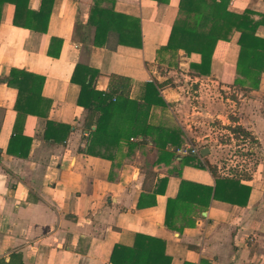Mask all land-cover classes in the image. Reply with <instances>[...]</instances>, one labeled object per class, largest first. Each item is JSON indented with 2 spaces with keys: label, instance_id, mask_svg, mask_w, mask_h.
I'll use <instances>...</instances> for the list:
<instances>
[{
  "label": "crops",
  "instance_id": "1",
  "mask_svg": "<svg viewBox=\"0 0 264 264\" xmlns=\"http://www.w3.org/2000/svg\"><path fill=\"white\" fill-rule=\"evenodd\" d=\"M109 1L101 6L139 19L141 47L115 44L112 33L107 44L93 45L94 27L86 23L93 0H53L45 32L14 25L13 4L1 7L0 264H110L114 245L131 246L136 233L163 240L170 264H264V72L256 89L234 85L237 34L216 43L206 75L190 71L198 53L178 50L176 64L168 65L170 54L158 50L168 40L178 0ZM39 5L29 0V8ZM229 8L264 14V0H230ZM256 33L264 38V25ZM51 37L61 39L56 57L47 54ZM76 63L98 70L97 90L107 91L111 76L128 78V95L137 101L145 82H157L166 104L151 106L147 122L182 130L184 141L165 147L172 159L157 161L160 149L149 135L130 136L132 149L119 141L110 159L99 156L97 113L77 104L80 87L70 80ZM11 68L42 76L40 96L50 101L45 116H18L16 131L30 141L26 157L7 152L17 91L1 78ZM214 119L224 127L242 125L257 141L249 174L216 163L210 145L198 146L210 141L213 128L201 127ZM47 121L57 124L48 136ZM189 145L206 147L203 158L219 175L235 173L250 190L244 206L213 198L204 205L192 197L183 213L176 208L172 227L165 222L167 199L180 181L215 184L207 168L180 165L178 150Z\"/></svg>",
  "mask_w": 264,
  "mask_h": 264
},
{
  "label": "trees",
  "instance_id": "2",
  "mask_svg": "<svg viewBox=\"0 0 264 264\" xmlns=\"http://www.w3.org/2000/svg\"><path fill=\"white\" fill-rule=\"evenodd\" d=\"M93 0L87 19V24L94 27L93 45L107 44V35H115V44L141 47L142 39L139 19L127 17L115 12L112 8H104L102 2ZM108 1V0H107ZM167 3L168 0H156ZM113 4V0L109 1ZM4 3L14 6L12 23L16 26L45 32L53 0H40L38 10L28 7L29 0H0V11ZM230 0H178L177 13L171 25L168 40L158 50L159 54L168 52V65L176 64V52L183 50L186 54L198 53L200 62L190 64V71L197 75L209 73L211 57L219 40L229 41L237 34L239 46L236 60L234 85L256 89L260 75L264 72V38L257 35L260 25H264V14L245 8L241 12L229 8ZM61 39L51 37L47 54L56 57L59 54ZM163 60L159 59V62ZM166 61V60H164ZM98 70L86 64L76 63L70 80L80 87L77 104L87 110L97 113L94 120L95 130L101 134V142L97 154L104 158H112V150L119 141L125 140L130 149V136L152 137L154 144L160 149L157 161L162 158L172 159L173 152L165 150L167 145L178 147L183 141L180 128L149 124L148 115L153 105L165 106V101L159 94L157 82L144 83L140 100L131 99L128 95L130 80L123 76H111L107 91L95 89V79ZM1 81L17 91L14 108L17 111L15 132L10 138L7 152L18 157H26L29 140L16 131L19 118L26 114L45 116L50 101L40 96L43 77L24 69L11 68L9 74ZM45 103V105H43ZM231 133L250 137L257 143L250 132L240 124L225 126ZM57 124L46 122L45 134H54ZM155 134V137H153ZM25 140L27 141L25 144ZM24 145L25 148L18 151ZM180 165H193L207 168L215 178L213 187H207L180 181L179 190L174 198L167 199L165 222L175 227L173 218L176 208L183 213L185 203L192 197H200L207 205L210 198L244 206L247 202L250 187L241 184L238 175L221 176L217 167L203 156L184 155ZM237 175V176H236ZM165 182V179L161 180ZM140 205V203H138ZM137 204V205H138ZM176 210V211H175ZM171 258L164 251V241L147 235L136 233L131 246L115 244L110 264H170Z\"/></svg>",
  "mask_w": 264,
  "mask_h": 264
},
{
  "label": "rangeland",
  "instance_id": "3",
  "mask_svg": "<svg viewBox=\"0 0 264 264\" xmlns=\"http://www.w3.org/2000/svg\"><path fill=\"white\" fill-rule=\"evenodd\" d=\"M235 99V93H232ZM210 126L213 128L210 132L212 137L210 141H201L198 146L210 145L213 148V160L218 164L228 166H238L244 170L245 175L249 174V169L258 158L255 151L257 145L250 137H242L235 135L222 126L214 119L208 125L202 128L203 131L208 130ZM216 166V164H214Z\"/></svg>",
  "mask_w": 264,
  "mask_h": 264
},
{
  "label": "built area",
  "instance_id": "4",
  "mask_svg": "<svg viewBox=\"0 0 264 264\" xmlns=\"http://www.w3.org/2000/svg\"><path fill=\"white\" fill-rule=\"evenodd\" d=\"M178 152L183 156L189 155V154H194V155L200 156V151L193 145L184 146L180 150H178Z\"/></svg>",
  "mask_w": 264,
  "mask_h": 264
},
{
  "label": "water",
  "instance_id": "5",
  "mask_svg": "<svg viewBox=\"0 0 264 264\" xmlns=\"http://www.w3.org/2000/svg\"><path fill=\"white\" fill-rule=\"evenodd\" d=\"M206 152H207V148L204 147V148H202V149L200 150V155H201V156H204V155L206 154Z\"/></svg>",
  "mask_w": 264,
  "mask_h": 264
}]
</instances>
